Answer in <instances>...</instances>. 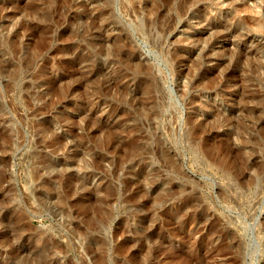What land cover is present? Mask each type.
Returning a JSON list of instances; mask_svg holds the SVG:
<instances>
[{"label": "rangeland", "instance_id": "1", "mask_svg": "<svg viewBox=\"0 0 264 264\" xmlns=\"http://www.w3.org/2000/svg\"><path fill=\"white\" fill-rule=\"evenodd\" d=\"M0 264H264V0H0Z\"/></svg>", "mask_w": 264, "mask_h": 264}, {"label": "bare ground", "instance_id": "2", "mask_svg": "<svg viewBox=\"0 0 264 264\" xmlns=\"http://www.w3.org/2000/svg\"><path fill=\"white\" fill-rule=\"evenodd\" d=\"M23 240H24V237L20 238L18 244H17L15 247H13V248L16 249L18 252H22V251H24V250L26 249V248H24V247L21 246V242H22Z\"/></svg>", "mask_w": 264, "mask_h": 264}]
</instances>
